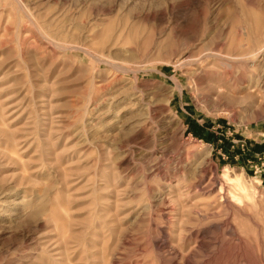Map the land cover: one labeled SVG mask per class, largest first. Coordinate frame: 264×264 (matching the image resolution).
Segmentation results:
<instances>
[{"label": "rangeland", "instance_id": "obj_1", "mask_svg": "<svg viewBox=\"0 0 264 264\" xmlns=\"http://www.w3.org/2000/svg\"><path fill=\"white\" fill-rule=\"evenodd\" d=\"M0 264H264V0H0Z\"/></svg>", "mask_w": 264, "mask_h": 264}]
</instances>
